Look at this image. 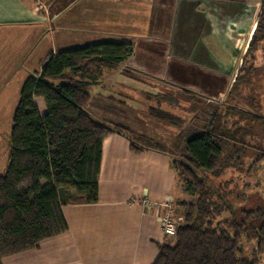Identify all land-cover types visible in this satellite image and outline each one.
<instances>
[{
    "label": "trees",
    "instance_id": "16d2710c",
    "mask_svg": "<svg viewBox=\"0 0 264 264\" xmlns=\"http://www.w3.org/2000/svg\"><path fill=\"white\" fill-rule=\"evenodd\" d=\"M263 9L261 0L242 66L264 40ZM257 33H261L260 38ZM132 51L129 44L110 42L73 48L49 55L40 71L23 82L12 115L8 163L0 176V264L4 258L37 249L43 241L64 234L67 225L62 206L97 203L102 141L109 135L123 134L88 111L90 87L103 69L115 68ZM178 89L204 109L201 126H192L184 138L182 154L174 159L180 184L191 200L175 205L177 210L184 209L182 221L173 243L158 246L154 264H264V205L236 208L226 198L231 194L220 195L207 176L218 177L227 152L240 159L247 141H258L251 128L241 126L234 117L249 118L251 124L263 129L264 118L244 112L228 99L216 106L217 100ZM36 99L43 101V113ZM153 117L175 125L176 119L167 113ZM127 140L132 154L152 151L170 159L158 143L146 137H138L136 144ZM261 148L253 146L264 155Z\"/></svg>",
    "mask_w": 264,
    "mask_h": 264
},
{
    "label": "crops",
    "instance_id": "0c3cea01",
    "mask_svg": "<svg viewBox=\"0 0 264 264\" xmlns=\"http://www.w3.org/2000/svg\"><path fill=\"white\" fill-rule=\"evenodd\" d=\"M260 12L261 0H0V104L12 76L21 72L23 84L49 55L88 44L74 37L107 32V26L133 27L115 42L129 44L136 59L110 69L128 87L134 81L127 69L167 79L181 76L190 62L214 61L234 71ZM104 90L99 96H122ZM35 103L43 113V101ZM97 184V203L62 206L64 234L1 264H154L168 239L159 223L162 205L175 208L185 200L170 159L152 151L132 154L125 136L109 135L101 144Z\"/></svg>",
    "mask_w": 264,
    "mask_h": 264
},
{
    "label": "rangeland",
    "instance_id": "374dc122",
    "mask_svg": "<svg viewBox=\"0 0 264 264\" xmlns=\"http://www.w3.org/2000/svg\"><path fill=\"white\" fill-rule=\"evenodd\" d=\"M126 27L107 26V32L90 34L88 37L83 36L82 39L74 37V42L83 41L88 43L86 45L116 43L115 40L119 41L118 33H132L133 27ZM260 36L261 33H257V37L260 38ZM249 46L250 42L245 46L243 54L237 58L234 71L231 67H222L223 64L218 65L214 61L203 65L190 62L185 64L187 68L180 71L181 76L171 74L167 79H158L146 73L129 72L130 70L127 69V72H124L127 79L134 81L128 87V83L127 86L123 85L127 80L124 77L118 78L119 75L115 70L103 69L102 75L91 87L92 100L88 110L98 121L126 136L132 144H136L138 137H146L147 140L158 143L157 147L170 156L171 169L176 177V190L185 198L181 201L189 202L191 196L184 193V186L180 184L182 180L177 175L174 159H178L182 154L184 138L189 134L192 126H201L200 116L204 108L202 104L196 103L194 98L185 95L178 88L217 100L216 106H220L228 99L231 104L244 112L264 118V40L259 43L258 50L246 58L242 66L243 55L246 54ZM135 59L129 56L127 61L133 63ZM12 77L6 87L7 94L1 95V98L6 97L7 101L0 104V176L5 171L8 162V136L12 126V115L19 100L22 73L18 72ZM236 77L239 78L238 81ZM115 80L118 84L114 82ZM99 89L122 96L116 95L113 97L114 100L103 99L113 94L106 93L99 96ZM161 112L173 116L176 119L175 125L171 126L169 121L160 122L153 117ZM233 120L240 121L243 127H250L253 137L258 141L254 143L247 141L246 147L239 154L240 159L236 158L233 153L227 152L224 166L218 172V177L208 174V181L220 195L231 194L226 198L236 208L248 209L255 203L263 206L264 155L262 151L253 149V146L255 148L262 146L261 150L264 148L263 126L251 124L249 118L241 119L235 116ZM256 158H259L258 162H255ZM169 205L172 218L174 220L181 218L184 209L177 210L171 203ZM180 223L178 222L177 227ZM172 239L168 238L165 244H172L174 241ZM244 246L251 249L249 245ZM261 257L264 259V252Z\"/></svg>",
    "mask_w": 264,
    "mask_h": 264
},
{
    "label": "built area",
    "instance_id": "2783aa9c",
    "mask_svg": "<svg viewBox=\"0 0 264 264\" xmlns=\"http://www.w3.org/2000/svg\"><path fill=\"white\" fill-rule=\"evenodd\" d=\"M163 204L162 207L165 209V213L161 215L159 219L160 227L163 235L166 238H174L176 234L177 224L182 221V218H177L174 220L171 216V206Z\"/></svg>",
    "mask_w": 264,
    "mask_h": 264
}]
</instances>
